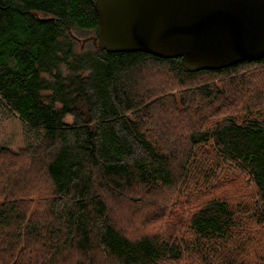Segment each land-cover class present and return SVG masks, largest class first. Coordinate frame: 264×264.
<instances>
[{
	"label": "trees",
	"instance_id": "16d2710c",
	"mask_svg": "<svg viewBox=\"0 0 264 264\" xmlns=\"http://www.w3.org/2000/svg\"><path fill=\"white\" fill-rule=\"evenodd\" d=\"M97 28L94 0H0V104L28 134L23 150L0 145V163L28 156L50 185L43 196L0 173V264H264V243L257 250L252 235L240 237L249 222L264 231V108L209 124L208 106L193 101L213 103L224 92L212 81L187 85L264 59L194 71L180 59L107 53L91 40L81 50ZM147 73L198 87L165 93L147 85ZM200 146L251 183L255 199L233 209L212 197L182 230L156 191L188 179ZM213 173L199 168L198 177ZM128 210L145 224L166 220L165 233L126 232L118 216Z\"/></svg>",
	"mask_w": 264,
	"mask_h": 264
},
{
	"label": "water",
	"instance_id": "95a60500",
	"mask_svg": "<svg viewBox=\"0 0 264 264\" xmlns=\"http://www.w3.org/2000/svg\"><path fill=\"white\" fill-rule=\"evenodd\" d=\"M107 53L180 59L194 71L264 59V0H94Z\"/></svg>",
	"mask_w": 264,
	"mask_h": 264
},
{
	"label": "rangeland",
	"instance_id": "374dc122",
	"mask_svg": "<svg viewBox=\"0 0 264 264\" xmlns=\"http://www.w3.org/2000/svg\"><path fill=\"white\" fill-rule=\"evenodd\" d=\"M81 44V50H89L91 47H93L90 43L85 44L81 42ZM150 74L151 73H147L148 77H145V81H148L147 85L152 86L153 83L157 86H160L163 84L164 86L161 88L163 89L162 92L165 93L168 91H170L169 94L174 92H185L189 89H195L198 87H181L176 83V81L171 80L166 73ZM243 76L245 79L239 81L238 78ZM208 81H212L215 85V88L222 90L224 94L221 96L223 99L218 98L213 103H210L209 100L193 101L194 107L196 106L197 102H199V104L201 103L203 105L202 107L208 106L207 110L205 109V113H209L211 115V119L207 120L206 123L211 124L212 120L222 121L227 117H234L237 119L244 118V116L248 114L247 111L250 110L248 109L251 107H248L249 105H254V109L264 108V65L253 64L239 67L237 73L228 79H223L219 76H203L196 80L195 83L187 85H197V83H205ZM237 81L239 82L237 83ZM153 98H155V96ZM193 116L194 115H191L190 117ZM154 121L157 122V120ZM27 135L26 128L19 118L17 116H10L6 108L0 104V145L8 147L10 151L23 150L26 146ZM173 137L170 140L177 141V139ZM169 147L168 149H171V147ZM175 149L179 150L181 153L186 151V148L183 145H176ZM174 153H176V150ZM194 153L197 155L195 156L191 166L195 164L196 168L191 167V172L188 179H186L185 182H178V184L173 189H161L156 191L158 192V195L156 196L157 199L159 198L160 201L163 202L161 205L163 210L168 209L166 210V213H171L172 215L169 216V218L166 217L170 223L172 222L174 225L178 223L181 225L182 230H185V228L188 226L190 215H192L195 210L199 209L212 197H221L227 201L233 209H248L252 207V203L255 199V191L251 183L243 180V176H241L237 170L233 168H227L226 166H217L218 162H216V158L209 146L197 147ZM9 156V158H6L2 163H0L1 175L2 173H7L12 175L13 178L19 177L18 179L19 182L21 181L20 185L22 187L26 183L28 185H25L24 187H31L32 185H35L39 195L46 196L49 194L50 185L43 177L42 169L38 162L37 164L34 162L29 163L31 167L29 166L28 168L26 164L30 161L28 156L21 157L15 155V159L11 158L13 153H10ZM196 163L198 165H196ZM209 166H214L213 177L211 179H207L205 176L199 178V168L206 169ZM18 167H21L19 168L21 172L17 170ZM223 168L225 170H222L221 172V169ZM16 172L19 173V175H17ZM207 188L209 189L207 190ZM126 212H122L118 216L119 224L125 228L126 232H133L135 234L139 232H160V235L165 233V231H163V222L166 220L163 222L154 221L145 224L142 223L141 220L135 219L136 217L133 215V213H131L130 210ZM259 228L261 227L255 226V224L252 222H249L248 225L240 228V237L244 238L247 234L250 236L252 235V239L249 240V243L253 249L256 248L257 250L259 248L262 249L264 243V240H260L264 239L263 228H261L258 233L256 232ZM188 237L189 235L185 236L186 239ZM259 241H262V244H260L261 242ZM259 255L260 254H257L256 257L259 258ZM249 259L252 260L250 255ZM180 264L193 263H186L185 261H182Z\"/></svg>",
	"mask_w": 264,
	"mask_h": 264
}]
</instances>
